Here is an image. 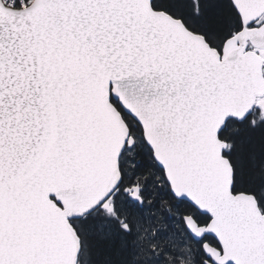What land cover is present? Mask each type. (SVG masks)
Wrapping results in <instances>:
<instances>
[{
    "label": "snow or ice",
    "instance_id": "6c2138e0",
    "mask_svg": "<svg viewBox=\"0 0 264 264\" xmlns=\"http://www.w3.org/2000/svg\"><path fill=\"white\" fill-rule=\"evenodd\" d=\"M0 264H264V0H0Z\"/></svg>",
    "mask_w": 264,
    "mask_h": 264
}]
</instances>
